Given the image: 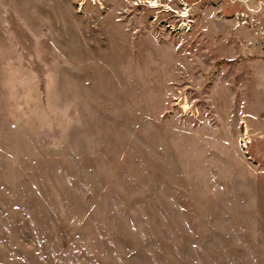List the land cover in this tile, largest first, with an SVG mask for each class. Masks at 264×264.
<instances>
[{"label": "rangeland", "instance_id": "374dc122", "mask_svg": "<svg viewBox=\"0 0 264 264\" xmlns=\"http://www.w3.org/2000/svg\"><path fill=\"white\" fill-rule=\"evenodd\" d=\"M0 264H264V0H0Z\"/></svg>", "mask_w": 264, "mask_h": 264}, {"label": "bare ground", "instance_id": "6f19581e", "mask_svg": "<svg viewBox=\"0 0 264 264\" xmlns=\"http://www.w3.org/2000/svg\"><path fill=\"white\" fill-rule=\"evenodd\" d=\"M151 3H152L154 6H155V4H157V2H155V1H154V2H151Z\"/></svg>", "mask_w": 264, "mask_h": 264}]
</instances>
